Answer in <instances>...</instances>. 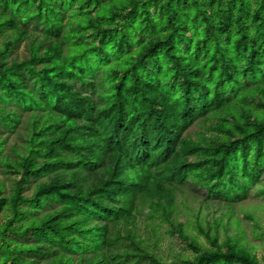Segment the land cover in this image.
<instances>
[{"label": "trees", "instance_id": "16d2710c", "mask_svg": "<svg viewBox=\"0 0 264 264\" xmlns=\"http://www.w3.org/2000/svg\"><path fill=\"white\" fill-rule=\"evenodd\" d=\"M25 113L0 137V264H264L181 221L191 255L164 261L134 223L187 184L264 197V0H0V129Z\"/></svg>", "mask_w": 264, "mask_h": 264}, {"label": "rangeland", "instance_id": "374dc122", "mask_svg": "<svg viewBox=\"0 0 264 264\" xmlns=\"http://www.w3.org/2000/svg\"><path fill=\"white\" fill-rule=\"evenodd\" d=\"M31 29H39L36 25L29 24ZM28 54L27 40L20 41L11 52V57H25ZM79 85V82L76 83ZM87 92L96 95V89H87ZM28 115H22V122L16 131H5L0 129V137H5L4 147L9 150V146L14 143H21L23 136L24 122ZM216 121L212 116L209 123ZM203 127L194 124L188 132L202 129ZM194 134V133H193ZM11 174L4 172L0 166V180H3L6 193L12 182ZM193 189L190 184L176 189L173 195V211L170 220H161L160 217H151V208L146 204L140 206L136 211L134 223L137 233L140 235L142 244L154 255L164 261H169L181 254L191 255V249L186 247L173 229V224L182 222V226L189 236L203 246H208V242L202 233L199 232L198 223L204 228H209L210 233L217 232L218 240L226 236L237 240L247 247L260 262L264 263V240L261 232L264 230V197L255 194L257 186H254L250 195L238 202L227 203L214 198H206L205 190L197 187ZM31 188L25 189V193H30ZM0 219H3L0 212ZM139 264V263H136Z\"/></svg>", "mask_w": 264, "mask_h": 264}]
</instances>
